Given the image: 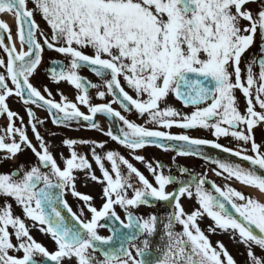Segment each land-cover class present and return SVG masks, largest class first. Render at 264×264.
<instances>
[{"label": "snow or ice", "instance_id": "6c2138e0", "mask_svg": "<svg viewBox=\"0 0 264 264\" xmlns=\"http://www.w3.org/2000/svg\"><path fill=\"white\" fill-rule=\"evenodd\" d=\"M252 3L257 4L255 12L248 7ZM4 13L14 15L17 32L14 40L7 24L0 23V116L7 118L10 141L0 135V152L10 160L31 150L37 164L0 173V264H236L224 244L213 246L199 227L204 217L213 222L210 234L218 230L245 247L246 264H264V257L254 251L264 252V203L183 167L176 169L185 177L178 180L171 169L165 174L163 164L135 154L155 147L197 157L214 165L216 176L264 194V143L254 137V128L264 125V0H0ZM37 15L49 34L36 22ZM257 36L259 56L242 69V57ZM46 49L68 60L67 65L51 61L47 72L54 83L67 82L77 90L76 102H68L63 93L57 102L46 86L47 97L31 83ZM83 68L101 83L81 77ZM91 88L97 89L101 103H91ZM237 93L244 98L243 112ZM13 96L29 106L28 124L39 150L22 118L7 105ZM170 96L193 110L182 113L169 106ZM32 105L46 110L54 126L102 132L130 150L152 181L128 159L106 150L107 141L65 139L70 155L60 154L61 168L38 131L44 121L37 119ZM130 112L143 124L128 119ZM98 114L105 118L107 131L94 119ZM174 127L183 133L168 131ZM195 129L207 130L215 139L187 134ZM221 138L238 147L222 145ZM78 144L90 145L102 179L88 158L74 150ZM205 147L227 156L212 159ZM76 172L103 185L99 210L92 206V197L76 191ZM66 191L83 202L79 214L64 199ZM182 198L198 207L186 212ZM9 199L22 209L23 218L13 214ZM161 202L170 209L166 215L134 214ZM36 228L52 238L54 252L33 238L30 232ZM98 228H106L109 235H99Z\"/></svg>", "mask_w": 264, "mask_h": 264}, {"label": "flooded vegetation", "instance_id": "af4514ba", "mask_svg": "<svg viewBox=\"0 0 264 264\" xmlns=\"http://www.w3.org/2000/svg\"><path fill=\"white\" fill-rule=\"evenodd\" d=\"M258 2H259V0H258ZM248 7L253 12H255L257 10V4L256 3L249 4ZM43 29H44L46 34H49L48 29L46 27ZM258 41L260 42L259 36H257L255 38V43L244 53V55L242 57L241 65H240L242 69H246V62L249 61L252 57H254V56L258 57L259 56V48L258 47L260 44H257ZM19 47L20 46L17 47L18 51H19ZM85 52H86V54L91 55V50H85ZM43 59L45 62L50 60V59H59V60H63L65 65H67V63H68V60L64 56H62L61 54H58L56 52L49 53V54L44 53ZM253 70H254V72H256L258 69H256L254 67ZM78 74L81 77L86 78L88 81H90L93 84H100L101 83V81L93 73H91L90 71H88L86 69H80ZM74 89L75 88L73 86H70L69 84H67V82H64L63 84H61L58 87V93H71V92L73 93ZM100 90H105V89L101 88ZM96 95H97V89H95V88L89 89V96H90L92 104H98V103L102 102V101H99L96 99ZM59 97H60V95H59ZM238 97H239V102H240V110H241V112H243L244 107H245L244 99L240 96H238ZM11 99L16 100L17 97H15V96L9 97L8 101H10ZM59 101L60 100H58L57 102H59ZM104 102H107V101H104ZM168 102L171 104L172 107H174L178 111H181L182 113H190L193 110L191 108H184L179 103H174L170 98H168ZM13 105L16 109H22L18 105L17 101ZM113 107H117V106L114 105ZM83 111H87L85 107H84ZM13 112L16 113L17 111L15 110ZM18 116H20V115H18ZM127 118L134 121L137 124H143V122H144L136 114H134V112L128 113ZM15 122H17V121H15ZM98 123H100L101 127L104 128L105 131L108 130V127H107L105 121H99ZM168 131H171L173 134H182L183 133V130L175 128V127H174V129H170ZM254 131H256V129ZM199 133H203L204 136L203 135L200 136ZM81 134L85 137V140H89V141L94 140L97 142L107 141V144L105 145L106 150H111V151H114L118 154H120L122 151H124L123 157L128 159L129 162L133 163V165L135 167H137V169L139 171H141V173L144 174L146 176V178H148L150 181H152V177H151L150 173L147 171V169L145 168L144 164L139 163V162L135 161L134 159H132V156H131L132 153L129 150H126L123 147H121V145H119L118 143L111 141L107 136L103 135L102 132H98L95 130L85 128V129L81 130ZM187 134H189L190 136H192L194 138H196L197 135L199 136V138H204V139H207L206 135H210L211 137H213L209 131L204 130V129L189 130L187 132ZM257 138H258V140H262L259 137H257ZM97 151L99 152L100 150H97ZM85 156L88 157L89 154H85ZM140 156H143L145 158V161L152 162V163L159 162V160H156V158L163 159L160 161H162L161 164H163L165 166L164 167L165 174H168L169 169H171L172 170L171 174L173 176H175L178 180L185 178L179 172L176 171V169L178 167H183V168H185L186 171L191 172L194 175H196V174L200 175V173L196 170V168H197L196 165H198V164L196 163V160H194V159H188L186 157H179V156L173 155L171 153H167V152L153 151L151 149H147L145 152H142L140 154ZM174 157H175V159H173ZM0 161H2V160L0 159ZM97 177H99V172H97ZM83 178H85V177H83ZM216 184L218 186L223 187L222 183H216ZM85 185H86V183H84L80 186H77V188L79 189V193L86 194V195H89L90 197H92L91 204H92V206H94L96 203L99 202V199H100L99 191L100 190L94 191V190H92V188L87 189L85 187ZM169 187H172V190H173V188L175 186L173 185V186H169ZM68 200H69L70 206H73V208H74L73 210H75L74 212L76 213V211H77V214H79L81 207L83 205V202H81L78 198H74L73 196H68ZM184 201H188L192 205V210L196 207L194 200L182 198L181 202H184ZM185 204L187 205V207L184 210L186 212L190 213L192 210L189 208V205L187 202H185ZM116 211L121 216V218L123 219V215H124L123 212L118 207H117ZM169 211H170V209L166 205H163L158 210V213H155V214L159 215V216H163V215H166ZM85 213L87 216V210L86 209H85ZM134 214H136L138 216L147 217L148 215L153 214V213H148L144 209V207H140L139 209L135 210ZM101 223H104V221H101ZM198 223H199V227L202 230H204L205 235L208 236V239L210 240V242L212 243L213 246H215L217 241L222 242L224 244V246L226 247L227 251L230 253V255H232V257L235 259L236 264H246V262L248 260L247 250L245 249V247L243 245H241V244L237 243L236 241H234L233 239H231L229 237V235L219 233L218 230H217L216 234H210L208 232V228L210 225L213 224V222L210 219H208L207 217H204ZM176 231H180V228L177 227ZM98 234L106 237L109 235V232L107 231L106 228H98ZM156 242L157 241H155V240L153 241L154 244ZM254 251L258 257H264V252H261V250H259L258 248L255 249Z\"/></svg>", "mask_w": 264, "mask_h": 264}, {"label": "rangeland", "instance_id": "374dc122", "mask_svg": "<svg viewBox=\"0 0 264 264\" xmlns=\"http://www.w3.org/2000/svg\"><path fill=\"white\" fill-rule=\"evenodd\" d=\"M31 6V5H29ZM15 22H12V27L10 28V31L13 34H16V25L14 24ZM38 79H37V83L36 85H34V83L31 81V83L36 86L37 88L41 89L43 91V87L46 86L49 91L51 92V88H52V84L50 83V81H47V74L44 70V68H42L38 73ZM42 76V79H41ZM52 93V92H51ZM43 94V92H42ZM64 94V93H63ZM71 94H74L75 96L78 95L77 90L74 89L73 93L71 92ZM45 95V93H44ZM238 95L240 96V94L238 93ZM52 98H55L54 95L52 94ZM74 97H70L68 98L69 100L73 101ZM75 101V100H74ZM73 101V102H74ZM7 105L9 107V109L11 111H17L16 113L18 115H22V119L24 121H26L27 118V114L26 111L24 113V108L22 109H16L14 107V105L7 100ZM36 117L38 120H43V121H48V117L46 115L45 112L37 110L36 111ZM6 118V116H4ZM28 119V118H27ZM18 121V120H16ZM7 119H3V116H0V135L5 136V142L8 143L10 142L7 139V135L5 134L4 128L7 126ZM16 126L19 127L20 126V121L15 122ZM39 129V128H38ZM25 131L27 133V127L25 125ZM201 134V133H200ZM41 135L43 136L44 140L50 145V152L53 154V156L57 159V163L58 165L63 168V164L61 163L60 160V154H63L64 157H69V150L64 146L63 141L65 139H77V140H85V137L82 134H73V133H64V134H58L57 132H53L52 130H50V128L48 127H44V130L42 131ZM202 135V134H201ZM29 139L31 140V142L33 143L34 146H37V141L35 140V137H29ZM222 142H226V143H230L233 148H237L238 145L235 142H231L230 138H223L222 140H219V143L222 144ZM39 150V148H38ZM74 150L78 152V154H89L90 155V145H75L74 146ZM136 154V153H135ZM140 155V154H139ZM132 156V154H131ZM0 159L2 161H0V173H10L13 170H15L18 166L23 165L25 169L30 168L31 166H35L37 164V160L36 157L34 156V154L31 152V150H25L20 152L14 159L8 160L4 158V154L2 152H0ZM17 162V165H13L11 162ZM77 177L76 181H75V186L79 185L78 182V176L84 174L82 172H76L74 173ZM86 183V186L89 187H96L98 186V184L94 181H91L90 179H82V182L80 183L81 185ZM101 185V184H100ZM239 191H243L241 189H239ZM4 202V198L0 197V203ZM9 203L12 204V212L15 216L21 217L23 218V213H22V209L18 206L15 205L14 201H11L10 199L8 200ZM101 203V202H100ZM29 224H31L30 221H28ZM30 234L33 236V238L38 242L41 243L42 246H44L49 252L54 250L51 245H53L55 242L49 240V235H46L44 233H41L38 228L36 229H32ZM15 242V241H13ZM16 255H20V254H16Z\"/></svg>", "mask_w": 264, "mask_h": 264}, {"label": "bare ground", "instance_id": "6f19581e", "mask_svg": "<svg viewBox=\"0 0 264 264\" xmlns=\"http://www.w3.org/2000/svg\"><path fill=\"white\" fill-rule=\"evenodd\" d=\"M2 16H3L2 18L8 24V26H11L13 17L7 13H4ZM243 188H245L249 193H251L256 199H259L260 202L264 203V194H259L257 190H253L247 186H243Z\"/></svg>", "mask_w": 264, "mask_h": 264}, {"label": "water", "instance_id": "95a60500", "mask_svg": "<svg viewBox=\"0 0 264 264\" xmlns=\"http://www.w3.org/2000/svg\"><path fill=\"white\" fill-rule=\"evenodd\" d=\"M205 153L211 157L212 159H218V158H224L227 156V154H224V153H220L219 150H216V149H211V148H208V147H205ZM230 159L234 160V161H237L238 158L237 157H230ZM241 164H243L244 166H248L247 165V162L245 161H239ZM66 215V213H65Z\"/></svg>", "mask_w": 264, "mask_h": 264}]
</instances>
